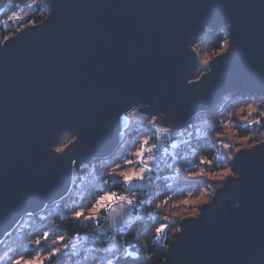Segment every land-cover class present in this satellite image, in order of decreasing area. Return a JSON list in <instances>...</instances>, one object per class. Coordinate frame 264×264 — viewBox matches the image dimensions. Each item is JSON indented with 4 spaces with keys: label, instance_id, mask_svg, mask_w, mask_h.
<instances>
[{
    "label": "water",
    "instance_id": "obj_1",
    "mask_svg": "<svg viewBox=\"0 0 264 264\" xmlns=\"http://www.w3.org/2000/svg\"><path fill=\"white\" fill-rule=\"evenodd\" d=\"M48 1L43 23L0 47V241L17 220L65 198L81 161L110 157L132 110L178 129L230 91L264 89V0ZM205 21L232 22L234 44L195 78L199 53L185 50L196 49L187 41L197 42ZM72 136L75 147L55 152ZM262 143L234 151L233 173L180 220L164 264H264ZM234 164L245 173L240 182H232ZM238 199L244 206L234 209Z\"/></svg>",
    "mask_w": 264,
    "mask_h": 264
},
{
    "label": "trees",
    "instance_id": "obj_2",
    "mask_svg": "<svg viewBox=\"0 0 264 264\" xmlns=\"http://www.w3.org/2000/svg\"><path fill=\"white\" fill-rule=\"evenodd\" d=\"M30 2L31 0H10L8 8L3 10L0 17L5 16L7 13L14 11L21 6L27 7ZM49 10L50 3L48 0H38V5L34 11H31L30 17H24L17 27L5 29L0 25V47L8 36L14 34L21 27L28 24L29 19H31L33 23H38L41 22V20H44ZM200 39L207 42V45L210 48L217 50L219 49V45L222 44L224 36L223 32H220L219 35L212 33L211 37L201 36ZM198 42L199 41L195 42L194 44L196 49ZM250 94L252 93H238L234 91L226 93L222 97V100L216 105L215 109L210 112L211 118L218 122L220 120V116L225 115L223 111H225L226 108H233L237 105H247L245 100ZM224 101L225 103L222 104ZM258 117L261 121V123H259L260 128L264 129V118H261V116ZM137 130L135 129V131ZM250 130L251 128L247 124L240 125L241 133L246 134ZM144 131L137 132L142 133ZM120 148L121 146L116 150L115 154L111 158V160L115 163L118 161L120 162L122 156H124L123 149L121 150ZM202 158L212 162V165L215 168H220L225 164L226 161L230 163V158L227 157V152L223 150L222 146L217 140L213 126L211 125L202 135L188 140L186 146H180L176 151V156L173 159H168V162L165 165L163 164L160 171L158 173L156 172V178L153 179V182H155L154 186L158 190L157 194H155V200L153 203H150V201L147 202L145 210L140 216L133 218V220L127 223L123 229L117 231L119 242L124 246L120 249V251L116 252V255L119 257V261L114 260L113 264H161L166 259L165 253L167 246L170 243L172 234L170 235V232L168 233V231H165L164 233L160 234L158 238L156 237L153 229L162 224L163 219L159 218L158 215H153L152 212L156 210V207L160 201L161 203H164L166 200H173V202H176L175 200H178L180 197L186 195L187 184L185 180L187 179L184 178L185 173L191 171L197 165H200ZM109 160L110 159L102 158L95 160L93 163H108ZM170 162H173V167H171ZM89 167L90 165H86V168ZM175 170L180 173L177 179L174 180V176L171 177V175L166 176L167 174L177 172ZM157 179H159L158 182H156ZM96 181L101 182L100 177L99 179L97 178ZM110 181H107L108 183L106 184L105 188L111 189V191H117L119 193L124 191L123 189L125 186H123L122 183L113 184L112 180ZM74 184L75 183H73L70 193L65 198L52 205H48L38 214L27 216L29 219L24 225L25 227H27L28 224H31L32 226V228L29 229L30 238H35V236L41 231H49L53 235L61 234L71 239V237L77 231H79L81 235V247L79 248L77 254L71 255L70 259H65L63 264H91V255H95L98 252H104L106 255L109 254L108 246L110 244V238L113 235V227L109 222V216L107 215V212L104 210L101 217L96 221L81 220L80 222H76L73 220L72 212L69 210L72 207L65 202L67 199L75 198L73 194L75 189ZM179 184L184 185V187L178 188ZM95 194L96 193L94 189H92L91 195ZM141 194L145 195L143 190L139 192L138 196ZM66 205H68V208L65 207ZM31 217L34 219H31ZM52 226L53 228L51 229ZM85 229L88 233H95V235L87 236L85 234ZM17 234V230L14 229V231H12L11 234L2 241L0 248H2L5 243H9L11 241L9 240L10 238L15 237L16 242H18ZM46 243L49 245V241ZM65 243H67V241H65ZM89 248L93 249L91 254L88 252ZM149 251L155 253L154 258L145 255ZM70 254L71 249L63 253L65 257H69ZM85 255L89 256L88 261L82 260V257ZM46 264H50V262H46Z\"/></svg>",
    "mask_w": 264,
    "mask_h": 264
},
{
    "label": "rangeland",
    "instance_id": "obj_3",
    "mask_svg": "<svg viewBox=\"0 0 264 264\" xmlns=\"http://www.w3.org/2000/svg\"><path fill=\"white\" fill-rule=\"evenodd\" d=\"M199 50V51H198ZM198 53L200 56V64H199V70L195 78H199L200 75L204 72V69L206 67H209L204 65L202 61L204 59H208L209 57L213 59L214 56L221 53L219 49L214 50L210 48L207 45V42L204 41L203 44L200 45L198 49ZM226 50V49H225ZM210 59V60H211ZM222 100V99H221ZM227 100V99H226ZM225 103L222 102V104ZM264 111V109H257L256 111L249 114L247 105L240 106L237 105L233 108H226L223 113H225L224 116H220V120L218 122L214 121L211 118L210 113H200L199 115L195 116L191 120V124L193 125L192 128H188L187 126L183 128L173 129L172 133L170 135L166 133H157V140L152 141L153 143L159 144V149L157 151V155L160 157V160L158 161L159 167L157 169L156 165H153L154 171L153 173H149L146 175V179L144 182H136L135 187L133 189L134 196L132 197L134 200L137 201L135 205V210L132 211L131 219L127 216H123V208L121 205H114L113 209L110 210H104L107 212V215L109 216V222L113 227V235L112 237H116V243L120 244L119 237L117 235V231H120L123 229V227L127 224L123 223V220H128V223L133 220V218L140 216L146 207L147 202L150 201V203H153L155 200V194H157L158 190L154 186L155 182L153 180L151 182L148 181V176H153L156 178V172L158 173L163 166L168 162V159H173L176 156V151L179 149L180 146H186L187 141L191 140L193 137H198L199 135H202L206 129L211 125L213 126L214 132L216 134L217 140L219 141L220 145L222 146L223 150L227 152V157L231 159L234 151H236L239 148L243 147H250L253 144L264 140V129L260 128L259 124L254 123V121L259 120V112ZM132 113V114H130ZM129 113L130 116V124L127 129V135L122 142L121 150L123 149V155L120 162L117 163L113 162L111 158L115 154V152L108 157L107 159H110L108 163L103 162H95L93 160L90 164L89 168H86V166L82 169H79V167L76 168V171H74V199H67L65 202L66 204L71 205V207H79L81 206V195H82V188L86 181H91V185H99L100 182H97V178L105 181L113 180V177L108 175L109 172H111L112 168L115 167L118 163H123V159H133L131 155H129L130 152H135L136 147L133 146V141L138 139H143L145 136L143 133H147L150 125H148L145 121V117H147L148 120H151L152 117L148 114L142 113L139 110L134 111L132 110ZM245 117L247 119H245ZM248 125L251 130L243 134L240 132V125ZM163 127V126H160ZM168 128V127H166ZM144 131L142 133H138L137 131ZM75 138V136L69 137L64 139L57 148L64 147V145H68L70 141H72ZM228 144L229 147L225 148L224 145ZM119 146V147H120ZM118 147V148H119ZM106 159V158H105ZM201 160L207 161L205 158H202ZM173 162H170L171 167H173ZM132 167V166H128ZM87 169V170H85ZM177 171V170H175ZM226 173H233V170L231 169V165L229 162H225L224 165H222L220 168H215L212 165V162L208 161L207 163H201L200 165H197L194 169L191 171L185 173L184 178H186V195L180 197V199L175 200L176 202H173V200L167 201V203H158L160 207H156V210L152 212L153 215H158L159 218L163 219L162 224H168V233L170 232V235L173 234L177 229L180 230V220L183 217H186L188 215H197L199 213L200 205L206 201H209L212 197V194L214 191L221 185V181L228 175ZM178 171L174 173L167 174L166 176L173 177L174 180L179 177ZM183 177V176H182ZM117 180H119V177H116ZM159 179L156 180L158 182ZM111 182V181H110ZM103 185V187H105ZM184 185L179 184L178 188H183ZM94 189V188H93ZM111 190V189H109ZM141 190L144 191L145 195H139V192ZM122 195L129 196L130 194L126 191L121 192ZM94 195H89L88 199L84 201L85 204L92 201ZM62 200V199H61ZM60 201V200H59ZM58 202V201H57ZM157 205V204H156ZM103 214V210H101V215ZM29 215H26L22 219V223L25 224L26 221L29 219L27 217ZM164 217H168L167 220L164 219ZM31 219H34L31 217ZM108 219V217H107ZM171 222V223H170ZM19 227V225L17 226ZM53 226L51 227V229ZM170 228V229H169ZM14 231V230H13ZM52 231V230H51ZM55 235V234H54ZM18 236V234H17ZM16 238H10L11 240L9 243H5L2 248H0V256H3L5 253H7V257L5 259L0 260V263L2 264H10V259L15 255L14 252H9L10 248H16L17 243L15 240ZM51 243V240H49V245ZM62 246V245H60ZM108 253L113 252L116 253L117 250L113 246V240H110V244L108 246ZM7 260V261H6Z\"/></svg>",
    "mask_w": 264,
    "mask_h": 264
},
{
    "label": "snow or ice",
    "instance_id": "obj_4",
    "mask_svg": "<svg viewBox=\"0 0 264 264\" xmlns=\"http://www.w3.org/2000/svg\"><path fill=\"white\" fill-rule=\"evenodd\" d=\"M34 5H38V0H31V2L27 5V10L24 12V15H17L14 12L9 16V20L14 21H22L24 17H30L31 15V8ZM212 5H206V7H211ZM44 21L41 20V23ZM26 27H35L34 23L31 19H29L28 24L25 25ZM199 32L201 36L211 37L212 33H216L219 35L220 32H223V42L219 45V51L224 52L227 49V52L230 54L232 50V45L234 44V39L232 38L231 44L229 43L230 35L233 37V25L230 21H225L221 25H217L214 22H203L199 27ZM7 39V38H6ZM197 41V49H199L200 45L204 43V40L200 39L199 37L196 38ZM11 42V41H9ZM196 42L194 40L187 41V44H191ZM197 49H192L188 51L187 48L185 50V56L187 57H194V53ZM0 52H3V49L0 48ZM223 58V57H222ZM204 59L202 63L206 66L209 65V60ZM210 67H206L204 71H210ZM250 101V103H249ZM245 103L248 107V112L251 114L252 112L256 111L257 109H264V89H262L258 93L250 94ZM139 109H134V111H138ZM132 114V113H130ZM259 115L261 118H264V111H260ZM146 123L150 125L148 132L143 133L145 138L138 139L133 141V146L136 147V151L130 152L129 155L133 157V159H123V163H118L112 168L111 172L108 175L113 177L112 183H122L124 187V191L128 192L130 195L125 196L117 191H111L108 188L103 187V185L107 184L108 182L105 180H101L99 185H91V181H86L83 188H82V195H81V206L79 207H72L69 210L72 212V218L76 222L83 221H96L101 217V210H110L113 209L114 205H121L123 208V216L129 217L131 219L132 211L135 210V205L137 203L132 197L134 196L133 189L135 187L136 182H144L146 179V175L149 173H153L154 168L153 165H156L157 169L159 167L158 161L160 157L157 155V151L159 149L158 143H153L152 141L157 140V133H166L170 135L173 131L172 128L168 127H160L157 123V118L154 116L151 120H148L147 117L144 118ZM245 119H247L245 117ZM254 123L259 124L261 123L260 120L254 121ZM188 128H192L193 125L189 123L187 125ZM57 141L54 140L52 143H56ZM79 141H70L69 143L72 147H75ZM264 146V143H262ZM69 145H64V147L56 148L55 152L63 153L65 148H68ZM225 148L229 147L228 144L224 145ZM49 154L53 155L54 159H60V157H55L52 152V146L49 145ZM208 161L201 160L200 163H207ZM73 165H77V161L73 159L71 161ZM91 162L85 159L81 161L78 165L79 168H84L87 164ZM132 166V167H128ZM236 168V173H239V176L236 177L232 182H240L245 178V173L241 170L240 167L233 165ZM231 173H226V175H230ZM119 177V180L116 179ZM154 179L153 176H148V181L151 182ZM94 188L95 195L92 198V201L85 204L84 201L88 199L89 195L91 194L92 189ZM234 202V209H241L244 206V201L242 199H238ZM166 204L167 201H164ZM68 208V205L65 206ZM160 207V205H157ZM29 216L32 213L28 214ZM165 220L168 217H164ZM123 223H128V220H123ZM19 225V228H17ZM168 224H160L158 227L153 229L154 234L158 238L160 234L164 233L168 229ZM13 229L17 230L18 236L16 248H10L9 252H14L15 255L10 259V264H46V262H50V264H63L65 259H70L71 255H75L78 253L79 248L81 247V235L80 232L77 231L71 239L65 237L61 234L53 235L49 231H41L39 232L35 238H30L29 236V229L32 228L31 224H28L27 227L21 222V220H17L15 224L12 226ZM11 229L5 231L3 235L5 237L11 234ZM179 232L180 230L177 229ZM85 234L87 236H93L95 233H88L85 229ZM183 238V235L177 236L176 239L180 240ZM110 239L113 240V246L116 248L117 251L124 246L123 244L116 243V237H111ZM51 240L50 245L46 242ZM67 241V243H65ZM2 242V241H0ZM62 245V247L60 246ZM34 246V247H33ZM71 249V254L69 257H65L63 253L67 250ZM88 252L91 254L93 252L92 248L88 249ZM7 253L3 256H0V260L5 259L7 257ZM145 255L154 258L155 253L149 251ZM166 261L171 260V251L165 254ZM82 260L88 261L89 256L85 255L82 257ZM119 261V257L116 253L110 252L109 254H105L104 252H98L95 255H91V264H113V261ZM164 264V262H162Z\"/></svg>",
    "mask_w": 264,
    "mask_h": 264
},
{
    "label": "built area",
    "instance_id": "obj_5",
    "mask_svg": "<svg viewBox=\"0 0 264 264\" xmlns=\"http://www.w3.org/2000/svg\"><path fill=\"white\" fill-rule=\"evenodd\" d=\"M10 3V0H0V15L2 14L3 10L8 8ZM37 5H34L31 11H34L36 9ZM27 10V7L21 6L14 11L7 13L5 16L0 17V25L3 26L5 29H10L11 27H17L21 21H14V20H9V16L14 12L17 15H24V12Z\"/></svg>",
    "mask_w": 264,
    "mask_h": 264
}]
</instances>
